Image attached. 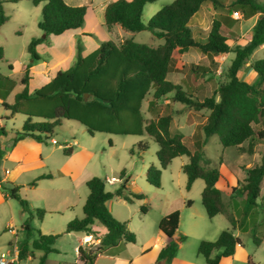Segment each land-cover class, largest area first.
<instances>
[{
  "label": "trees",
  "instance_id": "1",
  "mask_svg": "<svg viewBox=\"0 0 264 264\" xmlns=\"http://www.w3.org/2000/svg\"><path fill=\"white\" fill-rule=\"evenodd\" d=\"M35 6L42 5L40 30L47 36L61 35L83 26L88 6H71L65 0H31ZM157 0H114L105 9V24L108 28L120 26L130 32L149 30L154 38L163 40L159 46H149L130 39L120 44L103 43L97 50L86 57L78 55L76 63L65 71H58L55 76L41 89L31 93L29 84L32 80L29 66L26 67L21 79L22 89L15 95L12 102L3 97L2 109L8 112L7 119L17 114L27 117L21 129L16 131L14 143L24 138H34L38 142L47 143L53 138L54 131L62 120L80 123L89 135L106 133L114 135L143 136L147 134L159 146L156 152L159 167L150 165L146 172L147 182L154 188H161L162 170L166 169L173 159L187 156L189 162L183 166L187 175V189L197 179L205 183L202 192V204L207 216L212 219L225 213L227 205L222 192L217 188L221 172L217 168L208 169L201 164L203 147L208 139L218 136L225 148L242 149L244 152L255 153V147L264 142V58L251 64L257 79L249 83L240 78L239 72L253 52L264 45V3L256 0H232L227 6L222 0H174L160 9L148 22L143 19V10L147 4ZM0 0V29L8 21ZM211 2L217 10L228 12L241 11L245 19L259 14L253 27L251 39L244 45L232 48L225 33V24L220 18L213 19L205 41L194 37L191 22L200 11L202 5ZM43 42L35 38L28 46V52L37 59L36 47ZM190 49H198L212 66L219 65V57L233 53L234 58L226 72V81L217 90L206 96L190 85H183L168 79L172 72L176 54H183ZM5 59L4 48L0 46V61ZM182 66V63H180ZM192 75L196 79L198 71L202 75H214V69L205 66H193ZM86 95H88L86 97ZM169 99L172 103H181L185 108L195 111H208L206 121L200 126L203 139L199 138L192 144L181 132L173 127V115L166 110L165 114H156L155 118L147 119L143 112L144 103L148 111L154 112L157 103ZM5 118V117H0ZM7 135L5 127H0L1 140ZM65 146V144H64ZM148 149V141L139 142L132 152L143 153ZM65 155L73 150L64 147ZM3 152L0 147V157ZM124 173L121 174L123 178ZM42 175L41 179L52 178ZM264 179V154L257 165L246 169V177L240 186L232 188V200L243 197L242 217L253 218L252 236L259 246L263 238L256 235L260 222L254 216V209L260 207L258 199ZM107 179L94 176L87 181L89 194L83 206V216L75 217L67 223L64 233L81 232L99 237L95 225L106 229L101 235L99 245L92 250L79 248V262L73 264H96L97 259L106 250L115 248L121 243H135L136 236L130 232L127 222L118 220L107 207L113 198H122L129 203L145 199L144 194L131 192L125 182L113 192L106 190ZM6 198L19 202L21 231L24 238L18 241V260L24 261L34 257L36 251L43 252L37 264H46L50 253H58L54 247L59 234H42L37 231V238L30 243L34 230L30 226L33 215L42 220L46 214L43 209L32 210L29 202L19 196V188L8 190L2 187ZM237 195V196H235ZM8 196V197H7ZM192 202L189 201L188 204ZM142 212L147 208L142 206ZM180 211L165 216L159 223V229L167 238L168 244L161 251L159 258L172 261L186 236L175 238L180 227ZM233 226L236 221L231 217ZM242 244L232 229L224 230L215 241H202L198 254L203 256L207 264H219L221 258L234 255L237 246ZM214 252H219L213 256ZM167 262V263H168Z\"/></svg>",
  "mask_w": 264,
  "mask_h": 264
},
{
  "label": "rangeland",
  "instance_id": "2",
  "mask_svg": "<svg viewBox=\"0 0 264 264\" xmlns=\"http://www.w3.org/2000/svg\"><path fill=\"white\" fill-rule=\"evenodd\" d=\"M2 4L5 15L8 18L6 24L0 29V46L4 48L5 59L2 61L3 74L7 72L10 74V83L14 82L12 92L7 94L8 102L14 100V90L19 86V80L23 75L24 69L29 66L30 75L32 80L29 84V91L34 93L45 86L58 71H65L71 68L77 61L78 55L83 57L88 56L93 51L97 50L101 44L106 41L115 43L117 38H126L133 40L137 43L146 44L149 46H159L164 43L163 40L154 38L149 30L141 32H130L117 27L116 30L108 32L105 26L98 24V16L96 10L88 9L85 16V24L76 29L67 31L61 35H49L44 38V33L38 27L36 22L37 17L41 20L42 5L35 6L31 0H4ZM174 0H157L153 3L147 4L143 10V19L148 22L160 9L164 6L171 4ZM232 0H226L228 6ZM258 3L263 4L264 0H256ZM212 4L206 2L201 11L193 18L191 28L194 32V37L198 41H205L210 31L213 19L220 18L225 24V33L229 39L231 47L234 49L238 46H244L251 38L253 28L251 27L252 19L248 20L243 17L241 11H238L242 18H234V10L228 12L227 10H218L216 13L212 10ZM258 15V14H257ZM255 15V17L257 16ZM92 29L94 35H85L84 30ZM35 38H42L43 42L36 47L37 59H33L28 52V46ZM121 43V42H120ZM199 50L193 49L189 54H176V60L173 64L172 72L168 75V79L175 83L181 81L187 82V79L192 74V67L205 66L214 69L212 80L207 86H204L202 71H198V76L201 80L197 88L199 91L200 86L205 87V94L211 96L218 88V86L226 81L227 68L234 58V54L230 53L229 60L225 63H219L217 66L209 64L207 59L200 53ZM185 57V58H184ZM264 58V47L257 48L249 57L246 64L239 72L241 79L251 82L248 78L250 72V62H254ZM183 59V61H182ZM250 61V62H249ZM182 63V66H180ZM11 70V71H10ZM219 71V72H218ZM5 76V75H4ZM184 79V80H183ZM4 81L5 77H4ZM206 84V83H205ZM189 85V84H188ZM21 88V86H20ZM187 89V88H186ZM2 96H0V101ZM165 101V102H163ZM156 107V113H146L147 103H144L143 112L147 117L152 116L155 118L156 114L160 113L166 99ZM0 103V114L4 113ZM176 109V114L179 115L175 118L174 129L180 130L188 138L187 142L193 143L198 138L201 140V133L199 127H193L186 122V119L192 120L191 123H198L199 125L206 121L208 111H195L193 109L185 108L181 103H171ZM170 109V108H168ZM191 111L189 114L184 115L185 112ZM27 117L23 114H17L13 119L5 120L8 131L16 132L21 129ZM197 132V134H195ZM193 134H195L193 136ZM53 137L59 144H65L66 147L73 148V153L67 156L63 150H58L57 153L62 158L69 168L73 171H78L80 166H88L89 171L96 174L95 176L107 179L106 189L114 191L115 188L124 184L126 180L135 181L137 187L141 191L135 194H144L145 199L134 200L132 203L123 204L117 202L114 208L116 213L126 218L130 232L131 229L138 230L141 222L146 219L151 225L159 217L164 202L170 200L174 195L180 193L189 200H195L200 209L202 205V192L205 183L201 179H197L190 189H187V175L183 171V166L189 162L187 156H180L172 160L166 169L162 170L161 188L157 189L151 186L146 179V171L152 164L159 165L156 157V152L159 149L158 144L147 134L143 136L133 135H114L106 133H96L91 136L86 131V128L78 122L71 120H62V123L54 131ZM148 141V149L143 153L132 152L135 145L139 142ZM264 143V142H263ZM248 147L245 143L243 148L229 147L225 148L221 145L218 136L210 137L203 147V154L201 164L208 168H217L222 177L218 182V187L223 191L225 204L228 211L232 210L234 202H241V197L233 199L230 198L231 192L227 190V184H236L240 186L243 181L240 178L239 171H246V169L257 165L263 152L249 154L244 152ZM264 149V146L262 147ZM244 153V154H242ZM124 177L121 178V174ZM58 181V180H56ZM19 187V196L25 198L28 202V195L31 193L25 188L24 185ZM262 196L258 199L260 207L254 209V216L262 220V212H264V184H262ZM228 192V193H227ZM230 192V193H229ZM134 193V192H133ZM85 196V195H84ZM177 196V195H176ZM237 196V195H235ZM85 197L81 200L77 197L74 199L73 209L76 216H82V207L85 202ZM8 203L3 208V217L11 220L14 218V226L19 228L20 236H22L21 218H20V205L19 202L13 198H9ZM117 201V200H115ZM48 202V201H47ZM48 213L42 221L43 230L48 232H58L65 229V220L69 216L71 209H67L64 205H57L58 209H48L49 203L46 205ZM145 206L147 213H143L141 208ZM53 208V207H52ZM55 210V211H50ZM57 210V211H56ZM262 211V212H261ZM37 217V216H36ZM38 217L34 223L39 224ZM210 223V220H208ZM37 231L35 234L37 235ZM135 233V232H133ZM53 234V233H43ZM243 242L253 249L254 258L252 261L255 264H264V219L260 222L256 230V235L262 237L263 241L260 246L254 242L253 236L250 233L240 234ZM194 239V238H193ZM192 243V238H191ZM58 246L61 247V254L52 256L51 259H58L73 262V249L72 242L69 238H62ZM1 252V250H0ZM26 262V261H25ZM49 264H57V261L50 260ZM71 264V263H70Z\"/></svg>",
  "mask_w": 264,
  "mask_h": 264
},
{
  "label": "crops",
  "instance_id": "3",
  "mask_svg": "<svg viewBox=\"0 0 264 264\" xmlns=\"http://www.w3.org/2000/svg\"><path fill=\"white\" fill-rule=\"evenodd\" d=\"M112 1L114 0H65V2L71 6L85 5L88 6L89 9L96 10V14L98 16V24L105 26L108 32L114 31L116 30L117 27H120L116 25L111 28H108L105 24V9L107 5ZM222 1L226 3V0H222ZM204 4L202 5L201 9L203 8ZM211 8L214 11V13L218 11L213 7V5ZM259 16L260 15L258 14L256 17L254 16L248 19V20L252 19V24H251L252 28L256 24ZM36 22L39 23L38 17ZM83 33L85 35H90V36L94 35L92 29H89L88 31L84 30ZM125 39L126 38H117L115 40V44H120V42H122ZM106 42H111V41H106ZM260 47H264V45ZM192 50L193 49H190L188 52H185L184 56L189 54ZM200 53H199V57L201 56ZM229 56L230 53L221 55L219 57V63L227 62L229 60ZM252 63L253 62L249 63L250 72L248 74V78L251 79V82L249 83H254L257 79L256 73L251 68ZM2 64H3L2 61H0V96H2V100L0 101L1 104L3 103V97L9 94V92H12L13 87L15 86L14 82L10 83V80H8L10 79L9 78L10 74L8 72L6 74H3L4 72H3ZM4 77L6 81H4ZM203 77L204 78L202 81L204 82V86H207L213 78L212 75H207ZM184 79H187V82L183 84V82L185 81ZM184 79H183L184 81H181V83H176V84L183 85L185 89L188 88V84H189L194 90H199L197 88L199 82L196 83L195 81H198V79L201 80V77L200 78L196 77L195 79L194 76L191 74L190 77L188 78L184 77ZM20 86L21 85L19 80V86L16 88V90H14L15 92L14 97L22 89V86L21 88ZM204 86H200V89L203 88V90L201 89L200 92L207 96V94H205L204 92L205 90ZM166 101L169 102L170 104L169 99H166ZM160 103H157V106ZM169 104L165 103V105L162 107L161 112L158 114L161 115L165 114L166 110L172 113L173 127H174L175 118L179 115L176 114L175 107L169 106ZM155 111H157L156 108ZM190 112L191 111L185 112L184 115L187 116L186 114H189ZM146 113H148V115H150V113H153L148 111V104H147ZM8 115H9L8 112H4L0 114V117H5L0 119V127H5L7 130V135L4 138H2L1 146H0L3 152L2 157H0V250H1L0 255L3 253L8 254L6 258L8 260V264H37L39 258L43 255V252L41 251H36L34 257H29L24 261L18 260V251L16 250V248L18 249V241L24 238V234L22 232V236H20L19 228L16 226L12 228V225L14 223L13 217L11 220H8L2 215L3 208H5L6 206L5 204L8 203L7 200L9 199L6 198V194H4L2 187L5 186L8 190H10L13 187L24 185L25 188L31 192L27 197L29 199V205L32 210L41 209V208L47 209L46 205L48 203L49 205H54V206H49L50 208L48 209H58L56 208L58 207L57 205H64V207H66L67 209L69 210L71 209L68 218L65 220V224L67 225V223L70 222L72 219H74L75 217H79L76 216L77 214L73 209L74 199L78 197L79 200H81L82 197H85L84 199L86 201L87 196L89 194L86 185L87 181L92 177H94L96 174L89 171L88 166L83 164L80 166L78 171H73V169L69 168L68 165L65 163V161L62 158H60L57 153L58 150H63L64 147L66 146H64V144H59L54 137L47 143L38 142L37 140L31 137L24 138L14 143L13 138L16 132H12V131L9 132L5 124V120H9L6 118L8 117ZM148 115L146 117L147 119H153L152 116L148 117ZM191 121L192 120L186 119L185 123L192 125L193 127H199V129L200 126L203 124L202 123L199 125L198 123L195 122L191 123ZM175 131L181 132L180 130L177 129ZM195 134H197V132ZM195 134H193V136ZM198 136H201V138L203 139L202 132L200 134L198 132ZM263 146L264 143L258 144L255 147L254 155L260 152L264 153V149H262ZM159 166L160 164L157 167ZM239 173L241 180L244 181L246 177V171H239ZM42 175H52L53 177L47 179H41L36 183L35 186H32L31 183H33ZM238 180L236 181V184H231V183L227 184V190L229 189L231 192L230 198H232V188L237 186ZM125 182H127L126 186L131 192L136 193L137 191H141V189L137 187L135 181L130 182L129 180H126ZM262 184H264V179ZM216 186L219 189L218 183ZM117 188H115V190ZM221 192L223 195L222 190ZM262 193L263 190L261 185L260 197L262 196ZM176 195H174L167 202L163 203L161 213L157 218V220L154 221L152 225L148 223L146 219H144L141 222V225L139 226L138 230L131 229L133 232H135L134 233L136 236L135 243H121L119 246L115 248H110L106 250V252L97 259L96 264H156L160 260L159 256L161 251L168 244L167 238L162 234V232L159 229V223L165 216L175 211H180L181 214L180 227L175 235V238L177 239L180 235H184L186 236V240L180 244L179 250L175 258L172 261L168 262L167 264H207L205 258L198 254V247L200 243L202 241L217 240L220 234L227 229H232L235 236L241 240L242 244L237 246L234 255L221 258L219 264H255L252 261V259L254 258L253 249L243 242L240 235L242 233L251 234L254 227L253 218L250 215H248V217H242L243 197H241L242 201L240 203L234 202L231 211H228V207H227V211L225 213L219 214L214 218L210 219L207 216L204 207L203 209H200L195 200L194 201L189 200L188 198H186V196L180 193H177ZM189 201H191L192 203L188 204ZM117 202H122L123 204L129 203L122 198L115 197L107 202V207L118 220L122 222H126L127 221L126 218H123L122 216L116 213L114 205L117 204ZM50 211H55V210H50ZM47 213L48 212L46 211V214ZM82 216H83V207H82ZM262 216L264 217V212H262ZM231 217L236 221L235 226H233L230 221ZM36 218H37L36 215H33L30 221V226L34 230L33 236L30 239V243H32V241L37 238V235L35 234L36 230L40 231L42 234L53 233L60 235L54 246L58 250V253L48 254L46 264H49L50 260L57 261V264H70V263L73 264L79 262V252H78L79 248L82 247L86 250L95 249L100 243L99 237L105 234L106 232V229L98 225H95L93 229L95 231H98L99 237H93L92 235H86L85 233H81V232L64 233L65 229L58 231L57 233L53 231L48 232L47 230H43L42 221L44 220V218L42 220H40L39 218L37 219L39 224L34 223V220ZM208 220H210V223H208L209 222ZM21 226H22V218H21ZM65 237L69 238L72 242L73 262H67L63 260L59 261L56 258L51 259L52 256L54 255L58 256L61 254V247L58 246V243L62 238ZM191 238H192V243L190 241ZM217 253L219 252H214L213 256H215Z\"/></svg>",
  "mask_w": 264,
  "mask_h": 264
},
{
  "label": "built area",
  "instance_id": "4",
  "mask_svg": "<svg viewBox=\"0 0 264 264\" xmlns=\"http://www.w3.org/2000/svg\"><path fill=\"white\" fill-rule=\"evenodd\" d=\"M234 18L236 19H240L242 18L241 14L237 11V12H234ZM16 250L18 251V249L16 248ZM8 256V254L6 253H3L0 255V264H8V260L6 259Z\"/></svg>",
  "mask_w": 264,
  "mask_h": 264
},
{
  "label": "water",
  "instance_id": "5",
  "mask_svg": "<svg viewBox=\"0 0 264 264\" xmlns=\"http://www.w3.org/2000/svg\"><path fill=\"white\" fill-rule=\"evenodd\" d=\"M46 37V35H44V38ZM88 95H86L87 97ZM168 260L167 258H164V259H160L156 264H167Z\"/></svg>",
  "mask_w": 264,
  "mask_h": 264
}]
</instances>
